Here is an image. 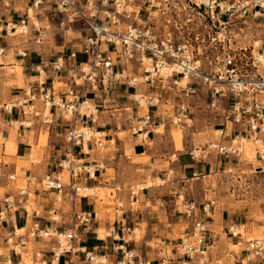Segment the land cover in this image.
<instances>
[{
  "label": "built area",
  "instance_id": "built-area-1",
  "mask_svg": "<svg viewBox=\"0 0 264 264\" xmlns=\"http://www.w3.org/2000/svg\"><path fill=\"white\" fill-rule=\"evenodd\" d=\"M32 10L58 19V30L64 34L80 25L82 42L52 64V71L66 79L65 94H57L45 70L36 67V80L27 87L25 98L0 107L1 114L21 112L42 118L47 125H53V110H58L71 123L65 134L68 149L56 170L42 177L26 171L24 187L0 196V226L11 228L0 249V264H24V254L31 256L32 264H75L79 253L88 264L107 263L105 257L74 247L98 216L74 208L82 197V182L94 181L98 174L96 166L83 157L89 155L92 144L103 147V134L97 139L95 128L103 108L90 94L106 96L126 87L132 105L121 110L131 113L130 131L138 141L148 139L162 125L192 127L194 100L203 95L208 110L220 120L218 135L190 151L192 161L206 162L212 154L241 159L246 143L251 142L264 170V44L240 46L251 22L264 19V0H33ZM28 20L29 16L6 22L0 26V38L15 37L17 26L24 35ZM4 53L0 48V56ZM37 102L42 110L35 108ZM141 109L146 110L143 115ZM17 179L13 173L7 183L12 186ZM39 191L54 194L50 223L44 226L36 206ZM140 191L131 189V206L140 203ZM215 204L182 205L191 230L176 245V258L164 254L155 262L122 245V258L115 264H221L211 239L213 231L202 218ZM21 210L31 219L28 227L18 225L16 214ZM245 229L237 222L228 226L234 249L225 252L224 264H264V239H246ZM40 244H47L48 251L35 248Z\"/></svg>",
  "mask_w": 264,
  "mask_h": 264
},
{
  "label": "rangeland",
  "instance_id": "rangeland-1",
  "mask_svg": "<svg viewBox=\"0 0 264 264\" xmlns=\"http://www.w3.org/2000/svg\"><path fill=\"white\" fill-rule=\"evenodd\" d=\"M32 3L33 0H0V26L6 24V20L9 18L16 22L25 18L27 10L32 9ZM34 12L35 15L29 18L30 23L26 34L20 35L21 31L17 28L18 26L16 27L19 29L18 32L12 33L13 36L15 35L12 39H16L18 44L25 41L35 42L40 39L45 49L44 54H48L54 59L58 55H68L73 47L77 44L80 45L82 42L79 32L80 25H75L76 31L73 30L64 34L58 30V19L45 11L34 10ZM142 17L146 19V14H143ZM82 35L84 36V33ZM253 42H259L260 46L264 44V19L251 22L250 30L245 31L240 46H248L249 43ZM20 86L23 84L21 83ZM125 88L122 87V91H125ZM140 89L147 90V86H140ZM129 92L132 93L133 90L129 89ZM123 98H126L123 94L120 95V98L112 97L114 100L112 103H115L114 105L119 104V111L114 113L116 115L115 120L119 119L117 121L118 128L115 127L117 134L113 133L110 136L114 139L113 142L105 143L102 139L103 147L99 152L92 153L89 161L93 162V165L100 164V168H103L104 171L108 169L107 175L101 179L110 187L107 189L98 188L99 190L93 193L100 205L104 206L102 207L103 210L98 211V220L105 222L109 217L110 221L113 222L119 206L120 210L124 212H130L132 209L135 213L140 210H151L157 217L161 208L160 219L162 217L164 220L161 219L159 225L153 226L152 233L155 238L153 237V241L148 246L153 250L160 249V252L163 253L162 256L168 254L171 257H176V245L181 239L189 236L191 230L190 222L187 221L182 211V205L185 202H190L202 208L209 201H215L216 204L211 208V213L208 216L202 215V218L209 223L211 230L220 232L224 238L229 239L226 231L230 221H233L246 226V239H264V170L255 157V146L252 143L246 144L247 150L241 159H220L219 170L211 171L212 173L205 179L182 180L177 176L173 165L176 162L177 154H189L194 148L204 147L210 140H215L218 135L216 129L220 120L217 118V114L208 110L205 96L202 95L194 100V124L192 127L180 128L167 124L155 128L156 135L155 137L152 136L153 144L151 145L152 152H157L155 163H150L151 158L148 154L143 157L132 156L134 140H132L130 133L129 120L126 121L131 113L121 110L123 104L132 105V103ZM145 111V109H141L140 115H143ZM18 129V125L15 126V131ZM44 129L46 132V128ZM65 129L62 128L58 131L60 140L66 138L65 135L62 136V134H66L67 129ZM49 133L52 135L51 131ZM96 137L98 139V136ZM117 140L122 143L119 142L118 144ZM7 146L6 153L8 156L4 161L17 166L19 178L15 188L25 186L23 171L29 169L34 173L45 171L40 170L43 166L34 167V164L32 165V162H36L40 157L35 148L32 160L21 162L10 154L12 144ZM247 151L251 152L249 157ZM153 170L157 173L156 176H154L155 173L152 175ZM141 187L145 188L140 191V203L131 206V189L141 190ZM5 193L6 190L0 188V196L3 197ZM86 193L88 194V192ZM84 194L85 192L81 190V195L84 196ZM225 221L227 222L225 223ZM148 226L147 223H143L141 231H136L135 236L137 238L143 236L148 231ZM163 229L169 231L166 234V245H163L158 236V234L163 233ZM103 232L104 229L100 230V234ZM211 239L215 247L220 246L217 239L214 237ZM228 245L230 249H234L230 242ZM235 249L237 250V248ZM24 255V264H32L31 256L29 254ZM220 259L221 264H224L225 257H220Z\"/></svg>",
  "mask_w": 264,
  "mask_h": 264
},
{
  "label": "crops",
  "instance_id": "crops-1",
  "mask_svg": "<svg viewBox=\"0 0 264 264\" xmlns=\"http://www.w3.org/2000/svg\"><path fill=\"white\" fill-rule=\"evenodd\" d=\"M29 11L30 9L27 10V15L25 16V18L29 16ZM11 20L13 19L9 18L6 20V22ZM28 23H30V19L28 20ZM41 41L42 40L37 39L35 42L25 41L18 44L16 42V39H12L6 36L0 38V48L5 49V53L0 56V107L16 100L25 98L27 87L30 84L34 83L36 80L37 76L34 71L36 67H40L41 69L45 70L48 78V84L53 86L57 94L66 93V79L64 77L60 78L58 75H56V73L52 71L53 62L60 56L58 55L57 58L54 59L52 58V56H48V54L45 55V49L42 46L43 44L41 43ZM21 83L23 84V86H20ZM58 84L61 86H59ZM122 94L123 96H126L125 91L122 90L112 91L106 96L100 93L89 95V98L92 101H94L98 105H101L103 108V110L99 114L100 119L95 128H97V132L103 134L105 143L113 142L114 139H112L110 136L116 132L115 127L118 128L117 121H119V119L115 120L116 115L114 113H116L115 111H119V104L117 103L116 105H114L115 103H112L114 101L112 97L117 96V98H120V95ZM123 99L129 102L127 100V96ZM122 106L123 107L121 108L123 109L125 107L131 106V104L125 103ZM35 108L38 110H42V103L37 102ZM53 111V125L45 124L42 118H36L34 116H23L21 112H16L13 115L0 113V132L2 134V137L0 139V143L2 145V149H0V163H2L0 164V188L6 190V195L14 194L16 190L15 187L18 185L17 182L12 186H9V184L7 183V177L9 175L13 173L17 174V166L14 164L6 163L4 161V159H6V157L8 156L6 153L8 147L7 145L12 144L10 154L13 157L15 156L17 159H19V161L21 160V162H29L30 160H32L33 152L35 151L34 148L36 149L40 157L36 162H32V165L34 164V167L43 166L40 170L45 171L34 173L30 169L26 170L35 177H42L47 172L55 171L57 168V162L66 153L68 149V147L66 146L67 143L65 142L66 138H62L60 140V138H58L60 137L58 136V131L62 128L67 129V127L70 126L71 123L62 119L61 114L58 110ZM128 120L129 119H127L126 121ZM12 122L15 123L14 126L10 125ZM20 123L28 124V126L22 127ZM17 125L19 129L15 131V126ZM129 125H131V123ZM44 128H46V132L44 131ZM50 131L52 132V135H50V133L48 134V132ZM64 135L65 134H62V136ZM155 135L156 132L151 133L149 138L144 141H138L132 135V140H134L132 156L143 157L148 154L151 158L150 163H155V161H157V152H152L151 149V145L153 144L152 136L155 137ZM119 142L120 141L117 140L118 144ZM95 151L99 152L100 149H97L95 145L92 144L89 150V155L83 157V159L89 162L92 153H94ZM176 157V162L173 165L175 167L177 176L182 180L194 181L205 179L212 172L218 171L221 166V163L219 161L220 158H218L214 154H212L206 162L199 163L193 162L188 153H180L177 154ZM89 163L92 164L93 162ZM94 166H96V168L98 169L96 180L83 181L81 185L82 190L86 188L93 191H98V188L107 189L110 187V185H107L105 182L103 183L101 179L107 175L108 169H105L106 171H104L103 168H100V164ZM156 174L157 173L155 172V170H153L152 175L156 176ZM90 195L91 196H89L88 194L86 196L77 198L74 204V208L77 212H95L98 215V211L103 210L102 207L104 206L100 205V203L95 198V194ZM36 198V206L38 209H40L42 215L40 223L42 224V226L47 225L50 223V221H48L49 211L54 207V194L39 191L36 193ZM133 211L134 210L132 209L130 210V212H124L120 210L119 206L115 214V220L113 222L110 221L109 217L105 222H100L97 216V219L92 222L89 229L79 235L78 240L74 242V247L77 249H82L85 252H92L94 255H97L99 257H105L107 259V264H115L116 262L121 260L122 253L119 250V246L122 245H125V247L129 250L135 251L136 254H146L150 259L158 262L163 253L160 252V249H150L148 245L153 241V237L155 238V235H153L152 233L153 226L159 225L161 219L164 220V218L162 217L160 219L161 208L159 209L158 217L155 216V214L151 210H140L136 213ZM16 217L19 226H30L31 219L26 218V214L23 210L19 211L16 214ZM64 217L66 218V216ZM226 222L227 221H225V223ZM230 222L232 223L233 221ZM143 223H147L149 225L148 231H146L140 238H137V236H135V233L136 231H141V226ZM103 229V234H100V230ZM10 232L11 228H2L0 226V249L3 247L4 241ZM168 233L169 231H165L163 229V233L158 234L159 239L163 243V245L167 244L166 234ZM212 236L218 240L220 245L219 247H217L218 255L221 258H224L225 252L229 248V242L232 246L233 241H231L230 238H224V235L215 230L213 231ZM37 247L41 248L42 250L44 249L48 251L47 244L35 245V248ZM100 259L105 262L104 258ZM74 260L75 264H88L86 261H84V254H76L74 256ZM61 264L64 263L62 262Z\"/></svg>",
  "mask_w": 264,
  "mask_h": 264
},
{
  "label": "bare ground",
  "instance_id": "bare-ground-1",
  "mask_svg": "<svg viewBox=\"0 0 264 264\" xmlns=\"http://www.w3.org/2000/svg\"><path fill=\"white\" fill-rule=\"evenodd\" d=\"M29 15H30V18H32V17L35 15L34 10L30 9V11H29ZM17 28H19L20 31H21V28H20L19 26H18ZM17 28H16V29H17ZM19 29H17V32H18ZM17 32H16V33H17ZM24 32H25V34L28 32V27H27V30H25ZM16 33H15V34H16ZM69 33H70V32H69ZM256 46L259 47V46H260V43H259V42H256ZM58 90H59V89H58ZM17 124H18V123H17ZM163 126H164V125H162V126H160V127H163ZM180 128H182V127H180ZM101 134H102V133L98 132L97 136H98V135H101ZM250 143H251V142L246 143V144L248 145V144H250ZM251 148H252V147H251ZM246 150H247V149H246ZM247 153H248V157H249L251 152H250V151H247ZM251 157H252V155H251ZM149 186H150V185H149ZM141 188L144 189L145 187H141ZM81 190H82V189H81ZM82 191L85 192L84 196L88 195L89 193H91V194L94 193L93 190H91V189H86V188L83 189ZM86 192H88V194H87ZM89 195H90V194H89ZM24 256H25V255H24ZM98 259H100V258H98ZM99 261H101V259H100ZM102 261H103V260H102Z\"/></svg>",
  "mask_w": 264,
  "mask_h": 264
}]
</instances>
